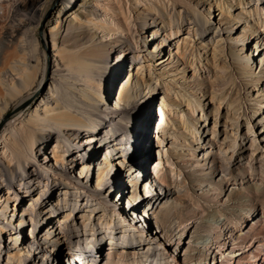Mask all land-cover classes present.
Instances as JSON below:
<instances>
[{"label": "rangeland", "instance_id": "obj_1", "mask_svg": "<svg viewBox=\"0 0 264 264\" xmlns=\"http://www.w3.org/2000/svg\"><path fill=\"white\" fill-rule=\"evenodd\" d=\"M72 1L76 2L72 4L79 19L71 22L73 28L68 29L71 19L65 22L67 16L62 26L57 25L56 11L62 5L58 1L40 26L33 24L19 32L9 49L12 53L8 52L17 59L25 58L26 66L35 70L42 65L44 50L43 91L48 90L53 75H57L54 79L63 82L70 93L71 100L66 99L65 103L67 109L88 124L96 117L93 114L102 98L63 70V61L54 47L70 51L100 48L104 55H110L92 61L98 72L97 81L107 82L111 70L116 75L107 99L112 106L104 104L110 115L120 117L115 115V104L135 100L142 107L150 103L149 124L142 125L146 132L137 150L138 159L144 158L147 163L141 172L131 165L135 161L128 162L129 167L124 157L112 158L110 162L106 159L107 142L97 140L91 149L98 144L101 151L96 154L98 162H91L89 170L83 172L79 160L76 166H64L68 176L59 171L63 174L62 182L69 185L64 183L60 189L53 188V192L41 187L33 201L27 199L21 206L16 204L17 198L21 199L19 190L1 186L4 198L0 201V247L6 254H0V264H17V259L11 257L18 251L24 259L22 264H52L53 260L57 264L60 258H64V264H77L67 254L81 245L91 249L101 240L104 255L100 264L113 258L115 264H226L228 258L222 252L224 247L231 250V246H235V255L246 261V246L264 240V0H104L103 4L110 2L114 7L106 12L102 5H96L97 10L93 11V0ZM45 3L41 1L42 7ZM7 4L0 10V26L11 22L15 15V8ZM84 11L96 13V18L86 19ZM17 13L22 15L24 11ZM80 31L86 34L83 44L74 40ZM65 35L70 41L73 39L67 45L62 44ZM17 65L23 66L19 62ZM6 84L13 88V78L9 77ZM122 86L127 87L129 97L119 104ZM44 97L35 99L39 107ZM68 102L74 103L71 106ZM0 103L1 107L3 101ZM24 107L22 117L27 120L35 107ZM18 111V107L11 108L1 118L0 137ZM106 131L103 129L100 135L104 136ZM122 137L129 138L126 134ZM57 144L54 135L50 149ZM85 146L81 147L83 153L89 149V143ZM39 151L42 150H36L38 162L43 166L48 160L43 154L39 156ZM79 155L82 153L74 152V156ZM45 156L52 157V163L61 167L53 159L54 153L47 152ZM0 162L3 167L7 165L3 159ZM45 168L47 172L50 167ZM100 172L103 179L113 174L122 188L119 193L115 190L99 197L97 208L102 211L90 216L93 200L87 201L84 195L89 194V189H97ZM40 177L38 173L32 181L40 185ZM50 179L60 182L56 177ZM12 190L18 197L12 195ZM5 195L9 200L7 211L1 207ZM35 197L42 203L39 217L27 210L30 203L36 205ZM144 207L149 214L143 213ZM66 210L68 214L76 212L75 216L66 218ZM51 211L58 213L59 218ZM163 216L165 223L161 221ZM123 217L132 222L140 219L150 226L127 225ZM34 218L42 223L35 239L31 234ZM108 220L113 222L110 227ZM64 223L79 234L70 242L63 232L67 229ZM110 240L118 245L110 248ZM32 241H39L43 248ZM40 250L44 256L37 254Z\"/></svg>", "mask_w": 264, "mask_h": 264}, {"label": "bare ground", "instance_id": "obj_2", "mask_svg": "<svg viewBox=\"0 0 264 264\" xmlns=\"http://www.w3.org/2000/svg\"><path fill=\"white\" fill-rule=\"evenodd\" d=\"M41 1L42 0H0V10L2 9V7L3 8L7 7L4 5V3L7 4L8 2L12 4V6L15 8V15H13L12 21L8 23L5 21L6 23L4 22L5 24L0 26L1 27L0 87L4 86L2 87L3 90L0 88V100L3 101V105L0 107V120L8 112L9 109L16 107H18L19 109V111L16 114V118L7 125V127L4 129L2 137H0V159H3V161H5L4 163L5 164L7 163L6 165L8 166L7 168H9L6 169L5 168L6 166L3 167L0 162V188L1 186L2 188L3 187L6 188V186H10V189L12 188L16 190L18 189L19 194L21 195V199L18 197L19 194H16V192H14L15 190H12V195L18 197L17 201L20 202V203L19 202L16 203L18 204V206L23 205V202H25L27 199L29 201L30 200L33 201L34 198L33 196L35 195L38 189L39 190L41 189V187L42 189L46 188L45 190H47V192H53L54 191L53 188L55 189V187L60 189L61 185H65V184L69 185L68 182L65 181L62 182V179H60V177H62L63 174H61L59 171H62L68 176V168L64 166H76V163H78L80 160L82 162L81 163L82 171L84 172L86 170H89L91 162L93 163L98 162L96 158V154L99 153V151H101V147L98 146V144H95V147L91 149L92 146L94 145V142L97 140L107 142L109 154H108V158L106 159L110 160V162L112 158L118 160L124 157V160H127L125 161L127 164H129L128 162L130 161H135L131 165L137 166L135 167V170L137 168V171H141V172L144 171L143 166H145V164L147 163V162L145 163V161L143 160L144 158L140 160L138 159L137 150L144 142L146 126H142V125L143 123H146L147 126L149 124L150 110H151L150 103L147 102L148 103V104L146 103L147 105L142 104L141 105L142 107L137 106L136 105L137 102L135 100L127 101L126 102L127 104L125 103L126 105L115 104V108H116V111H114L115 115L120 117L116 118L114 115L113 116L110 115V111H108V106H104V104H108L109 106L110 105L112 106V104L109 101H107V99L109 98V95L111 93V88L115 82L116 75L114 73L112 74V70H111V74L108 77V81L107 82L102 81L101 83V81L100 82L97 81L98 79L96 80L98 72L94 69V65L92 63L94 59H99L103 57L107 59L109 58L110 55H104L103 50H101L100 48H88L84 51H70L69 49L68 50L63 48L61 49L60 47L54 44L55 45L54 49L55 51H57L56 54H59L60 60L63 61V66H64L63 70L68 71V75L70 77H74L75 79L81 81L83 85L85 86L87 85L89 87V88L87 87L88 89H90L91 91L96 93L97 96L102 98V99L99 98L102 103L101 104L102 106L99 105L96 108L98 109V111L110 115V116L107 115L108 118H106L104 116H100L97 111L95 114H93L96 116L93 117L94 118L93 119L90 117L92 114L91 115L89 114L90 115L89 117L91 118L89 124L84 122V120L79 115L67 109L65 103H67L66 99L71 100V97L69 95L70 93L66 91L67 86L64 85L63 82L54 79V76L57 75L55 74L53 75L51 82H49L50 87L48 88V90L46 92L43 91V83L45 81V74H46V62H45L46 57L44 50L42 54L43 56L42 65H37L35 70H31L29 66H26L25 58L17 59V57L11 56L12 54L10 55L9 52L11 51H9V49L16 42V37L19 34V32L24 30L25 28L26 29L31 28L33 24L40 26L43 23L44 16L47 13H49L53 8H55L58 1H61L62 5L59 6L61 7V9L59 8L56 11L57 20L55 21L57 22V25L59 23L62 26L63 18H65V16H67L65 22H67L68 18L71 19L68 25V29L73 28V26L71 25V22L73 20L75 19L79 20L77 15H75L76 13L74 10L76 9L75 7H73L74 6L73 4L76 2H73L72 0H45L46 3L42 7ZM93 1H94L93 6H91L94 9L93 11H96L97 10L96 7L99 5H102L106 8L105 12L107 9L111 10L114 8L112 6L113 3L106 2L103 4L102 2L104 0H93ZM18 11H24V14L21 15L20 13H17ZM84 12H85L84 15H86L85 16L86 19L89 20V18L92 16H95L96 18L95 15L96 13L91 11L89 12L84 11ZM48 24H49L48 25L49 28L52 29V25L50 24V22H48ZM129 25L128 27L131 28ZM175 31L177 30H174V32ZM51 34L53 40L56 41L57 40L56 34L53 31L51 32ZM170 34H172V30L170 31ZM85 37H86L85 32L80 31L74 37L75 38L74 40L76 42L79 41L78 44H83V40L85 39ZM71 41L68 38V35L67 36L65 35L62 38V44L64 45H67ZM177 45L179 47V43H177ZM13 57L16 59H14ZM17 62L22 63L23 66L17 65ZM14 76H21L22 79L21 78L15 79ZM9 77L13 78V84H14L13 88H10L9 85L6 84L7 79ZM77 80H71V81L79 83V81ZM122 87H123L122 90H119L118 92L117 103L119 104H121L120 103L121 101H125L127 97H129L127 87L126 86H122ZM43 95H45L44 101H41L40 104H42V106L39 107V104L35 103V99L37 98V96L43 97ZM48 102H53L54 105L53 106L52 104L49 105ZM72 103L74 102H70L69 104L72 106ZM24 106H26L27 109L30 110L33 108V106L35 107V109L33 108L34 109L33 112H31L32 117H29L27 120L23 119L22 117L25 113ZM132 116L133 119L131 120L128 119L129 117ZM138 117L141 119H138ZM127 119L128 121H125ZM105 128L108 129V131L105 132L104 136L100 135L103 132V129ZM123 134L129 136V138L124 139L122 137ZM54 135H57L58 144L50 149V147L52 146V142L54 140ZM86 143H89V149L86 151V153H83L81 147L83 146L86 148L85 146ZM38 149L42 150L39 151V156L43 154L42 155L43 158L48 160V162H45L43 166L40 165L38 162L40 161L38 158V153H36V150ZM76 151L81 152L82 155H79V157L74 156V152ZM47 152L54 153L53 159H55V161L57 162H60L61 167H56V165L52 163V157L45 156ZM67 159H71V162L68 163V161H66ZM113 162L117 163L116 160ZM107 164H109L108 161ZM33 167L35 170L33 169ZM45 167H50L47 172H45L47 169ZM129 167H131L130 164ZM101 172H104V170L102 169ZM101 172L100 174H98L97 183L95 185L96 186L95 188L97 189L95 190L89 189L88 190L89 194L84 195L85 196L84 199H87V201L93 200V206H92L93 208L89 213L90 216L91 213L93 212L98 213L102 211V210H98L99 208H97V203H99L98 200L99 197L103 196L105 193H112L115 190L117 191V193H119L120 189L122 188L121 185H118L115 182V179L112 176L113 174H111L110 177L103 179ZM38 173H41L40 178L42 180L40 182L41 183L40 185H37L34 181H32L33 178L36 177V175L38 176ZM42 173L45 175L44 177ZM53 177L59 179L60 182L56 183V181H52V179L50 178ZM72 181L74 183L81 184V181H76L74 179ZM75 188L77 189L78 187ZM147 191L150 193V188H148ZM146 195L147 194H145V197ZM80 197H82V195ZM2 198H4V195L0 194V201H2ZM35 199L37 198L35 197ZM56 200L54 201V203L58 208L59 203L56 202ZM41 204L38 203V199H37L36 205L37 206L39 205V207L36 209L37 206L35 205V203L34 204L32 203V205L30 203L27 210L30 211V213L33 211V213H35V217L36 215H38L39 217L41 215L40 212ZM8 205H9V200L6 199V195H5V200L1 205V207L4 206L2 210L7 211ZM133 205L136 206L137 202H135V204ZM61 211H64V209H61ZM80 211L81 209L78 210V212ZM65 212L66 213L63 214L66 216V218H68L69 215L75 216L74 214L76 213V212L75 213L70 212L68 214L67 210ZM13 213L14 211L12 212V214ZM51 213H54L57 216V218H59L58 216H60L58 213L54 211H51ZM143 213L149 214V212L146 211L145 207ZM123 219L125 222H127V225L133 224L135 226H138V224H140L143 228L150 226L142 223L140 219L136 220L135 222H132L130 220L128 221V217L127 219L126 217H123ZM33 220H35V218ZM166 220H167L166 216H163L161 221L165 223ZM39 221L40 220L36 219L35 221L32 222L33 228L31 230V234L33 235V239H35L34 234L36 230L42 224ZM111 222L112 221L108 220V222L106 221V224L109 225L111 224ZM86 227L87 226L85 225V228ZM114 228H116V226H114ZM91 229L93 228L91 227ZM63 232H65L66 233L65 235L68 236V238L66 237L68 241L71 240V238H73L77 234L76 231H74L72 228L71 229L68 228V226L67 229H65V231ZM112 236L110 238H112ZM97 237L99 239V235H97ZM101 242L102 240L96 241L95 242L96 245H94V247L91 249L88 248V246L86 245L75 247L73 248L71 253L67 255L69 256V259H71V261L73 262L75 261L77 262V264L78 262H81L83 264H89V261H91L93 264H100L102 260L101 257H103L104 255L102 253L103 249L101 246ZM38 243L39 241H32V244H37L40 247L41 245H39ZM123 243L124 241H122L121 245H123ZM127 244L125 243V245ZM110 245H113L110 246V248H115L116 245H118V243L114 242L113 240H110ZM234 247L235 246H231V250L228 251L224 247V251L222 252V253H226L225 255H227L226 257L228 259L225 260L228 264H264V240L260 244L255 243V244H248L246 246L247 247L246 249H248L247 254L249 255V257L244 262L240 260V257L235 255L233 251ZM42 248L43 247L41 246V249ZM124 248H126V246H124ZM208 248L209 250L211 249L210 246ZM3 250L0 247V254L5 253L3 252ZM7 252L8 255H11L10 250L9 251L7 250ZM19 253L20 251H18L14 255L12 254L13 256L11 258L17 259V264H22L24 262V259L18 255ZM40 253L41 250L37 254ZM41 254L43 256L45 255L44 253ZM117 255L119 254L117 253ZM55 262L56 261L53 260L52 264H55ZM63 262H64V258H60L57 264H64ZM107 264H115L114 258L113 260H107Z\"/></svg>", "mask_w": 264, "mask_h": 264}]
</instances>
